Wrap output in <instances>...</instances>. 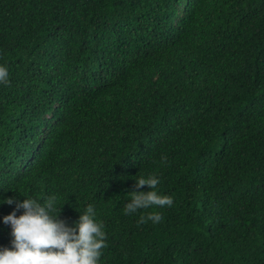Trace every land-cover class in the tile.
Returning <instances> with one entry per match:
<instances>
[{
  "label": "trees",
  "instance_id": "trees-1",
  "mask_svg": "<svg viewBox=\"0 0 264 264\" xmlns=\"http://www.w3.org/2000/svg\"><path fill=\"white\" fill-rule=\"evenodd\" d=\"M0 64V197L93 203L100 264H264V0H0Z\"/></svg>",
  "mask_w": 264,
  "mask_h": 264
},
{
  "label": "clouds",
  "instance_id": "clouds-1",
  "mask_svg": "<svg viewBox=\"0 0 264 264\" xmlns=\"http://www.w3.org/2000/svg\"><path fill=\"white\" fill-rule=\"evenodd\" d=\"M8 78L9 69L0 64V83H7ZM133 180L135 187L128 191L130 198L124 205L126 214L152 205H172L173 197L161 193L157 187L159 176L140 175ZM143 185L149 186L148 190H136ZM22 197H0V203L15 204L12 211L0 216V221L10 225L11 235V247L0 246V264H100L107 234L93 203H88L78 211L77 218L68 223L58 216L63 203H57L55 194L40 199L32 195ZM17 209L22 211L17 214ZM145 219L156 223L162 216L159 211H150L140 217V222Z\"/></svg>",
  "mask_w": 264,
  "mask_h": 264
}]
</instances>
